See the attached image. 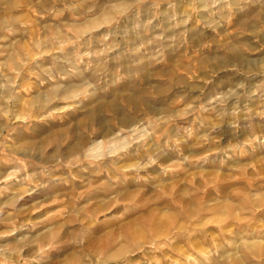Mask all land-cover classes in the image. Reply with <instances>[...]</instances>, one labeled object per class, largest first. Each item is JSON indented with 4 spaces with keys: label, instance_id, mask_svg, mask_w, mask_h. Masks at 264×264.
<instances>
[{
    "label": "rangeland",
    "instance_id": "1",
    "mask_svg": "<svg viewBox=\"0 0 264 264\" xmlns=\"http://www.w3.org/2000/svg\"><path fill=\"white\" fill-rule=\"evenodd\" d=\"M1 19L0 264H264V0Z\"/></svg>",
    "mask_w": 264,
    "mask_h": 264
},
{
    "label": "bare ground",
    "instance_id": "2",
    "mask_svg": "<svg viewBox=\"0 0 264 264\" xmlns=\"http://www.w3.org/2000/svg\"><path fill=\"white\" fill-rule=\"evenodd\" d=\"M13 17V16H12ZM11 17V18H12ZM16 19V18H15ZM8 21V20H7ZM5 23H7L6 25H2V24H5ZM2 25V26H1ZM12 23H10V24H8V22H6L4 19H1V21H0V29H1V31L2 30H4V29H6V28H10V27H12ZM0 36H2L1 34H0ZM2 38V37H1ZM237 56V55H236ZM238 58V57H237ZM241 59V58H240ZM240 59H238V60H240ZM14 60V62L12 63V64H14V65H16L17 64V61H16V59H13ZM19 65V64H18ZM18 65H16L15 67H17ZM19 67V66H18ZM22 86H24V85H22ZM58 86V85H57ZM61 87V86H60ZM59 86H58V90H56L55 91V96H65V97H69V96H71V95H75L77 92H78V89L76 88V85H70V87H67V88H60ZM13 89V88H12ZM8 90V89H7ZM11 90V89H10ZM81 90V89H80ZM9 92V90L7 91V92H5V91H3V93H7V94H10V93H8ZM79 93H81V92H79ZM78 93V94H79ZM12 94H13V92H12ZM11 95V94H10ZM6 96H8V95H6ZM11 97H13V95L11 96ZM73 97V96H72ZM12 100V99H11ZM44 100H46V102L48 101V98L47 99H44ZM13 101V100H12ZM8 102H9V100H8ZM6 104H8V103H6ZM45 104V103H44ZM47 105V104H46ZM7 106H9V105H7ZM82 125H83V123H81ZM135 129H136V127H135ZM96 135V134H95ZM92 136V137H96V136ZM118 135V134H117ZM92 137H91V139H92ZM118 138H120V136L118 137ZM113 139H115V138H113ZM112 139V140H113ZM121 139V138H120ZM123 139V138H122ZM93 140V139H92ZM111 140V141H112ZM119 140V139H118ZM90 142H91V140H90ZM98 143H99V141H98ZM97 142H95V140H93L92 141V147H90V149L89 148H87V149H89V153H87L88 155H90V153H92L91 151H96L97 150V152H98V149H100L101 150V148H102V146H100V148H98V146H99V144H98ZM120 144H125L124 142L122 143V142H120ZM127 144V143H126ZM101 145V144H100ZM85 146V145H84ZM88 146V145H87ZM119 146V145H118ZM121 146V145H120ZM89 147V146H88ZM107 147H109V146H107ZM122 147V146H121ZM125 147H127V146H125ZM98 148V149H97ZM110 148V147H109ZM112 148V147H111ZM110 148V149H111ZM122 148H124V145H123V147ZM74 149V148H73ZM79 149V148H78ZM115 149V150H114ZM113 150L116 152V149H119V147L117 148V147H115ZM109 150V149H108ZM112 150V149H111ZM110 150V151H111ZM112 150V153L114 152ZM70 151H71V149H70ZM75 151H77L76 149H75ZM107 151V150H106ZM106 151H100V152H98V156H99V154H101V152H104V154H105V152ZM72 152H73V150H72ZM71 152V153H72ZM80 152V151H79ZM85 152H87V150L85 151ZM106 153H108V152H106ZM75 154V153H74ZM86 154V153H85ZM93 155H96V157H97V153L96 154H91V156H93ZM102 155V154H101ZM90 157V156H89ZM56 158V157H55ZM54 158V159H55ZM112 171V170H111ZM88 188V187H87ZM87 188H85V190L87 191ZM165 189V188H164ZM85 194V193H84ZM83 194V195H84ZM82 196V195H81ZM81 198V197H80ZM80 200V199H79ZM82 200H83V198H82ZM85 200H87L88 201V199H85ZM84 200V201H85ZM86 201V202H87ZM81 202H83V201H81ZM73 203V202H72ZM81 204V203H80ZM79 205V204H78ZM82 205V204H81ZM77 207V206H76ZM84 207V206H83ZM75 208V207H74ZM80 208V207H79ZM90 220V219H89ZM88 220V221H89ZM176 225V224H175ZM164 230H165V228H164ZM144 231H146V230H144ZM152 231V230H151ZM160 231V230H159ZM161 232H162V230H161ZM144 233V232H143ZM174 233V232H173ZM142 235V234H141ZM165 235V234H164ZM171 235V234H170ZM136 236V235H135ZM143 236V235H142ZM175 236H176V234H175ZM173 237V236H172ZM144 238V237H143ZM167 238V237H166ZM141 240V239H140ZM142 241V240H141ZM144 241H146V240H144ZM155 244V243H154ZM140 245V244H139Z\"/></svg>",
    "mask_w": 264,
    "mask_h": 264
}]
</instances>
